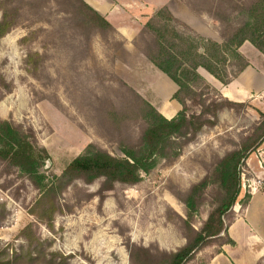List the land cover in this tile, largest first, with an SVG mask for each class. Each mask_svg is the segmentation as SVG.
<instances>
[{
  "label": "rangeland",
  "instance_id": "obj_1",
  "mask_svg": "<svg viewBox=\"0 0 264 264\" xmlns=\"http://www.w3.org/2000/svg\"><path fill=\"white\" fill-rule=\"evenodd\" d=\"M69 1L0 0V20L8 13L16 23L0 37V121L33 130L38 145L50 154L46 170L58 176L91 143L123 157L122 145L138 141L143 125L133 113L137 102L129 88L137 89L121 75L132 76L129 71L136 73L149 60L145 51L154 36L146 25L160 9L174 16L172 24L179 30L222 42L227 29L218 16L236 14L232 7L243 0H106L115 14L114 19L103 15L112 24L106 31L79 26ZM117 22L128 26L129 36ZM34 53L38 57L29 63ZM199 74L203 81L193 87L205 93L202 98L222 96ZM134 82L139 89L149 85ZM137 92L149 102L153 97L150 91L143 90L146 98ZM243 103L223 108L215 125L205 126L176 160H160L141 173L136 185L116 183L102 197L103 179L93 184L76 180L59 197L61 211L52 228L31 213L40 191L16 167L0 161V246L5 257L19 255L14 264H131L129 244L166 251L183 247L187 223L201 229L225 195L210 181L195 192V210L183 199L214 172L219 158L253 136L264 119V104ZM188 106L189 113L202 108L193 102ZM115 110L121 114L118 120ZM263 150L264 144L241 166L238 212L246 196L264 190ZM29 225L27 236L21 235ZM216 241L188 264L205 263L209 252L221 249Z\"/></svg>",
  "mask_w": 264,
  "mask_h": 264
},
{
  "label": "trees",
  "instance_id": "obj_2",
  "mask_svg": "<svg viewBox=\"0 0 264 264\" xmlns=\"http://www.w3.org/2000/svg\"><path fill=\"white\" fill-rule=\"evenodd\" d=\"M69 4L74 6L73 10L82 28L112 30V24L84 0H70ZM232 12L236 14L218 16V20L225 23L227 29L222 42L204 39L199 35L192 36L179 30L172 24L176 19L167 9H160L154 19L147 23L146 27L154 37L147 44L145 54L177 84L173 99L181 104L182 109L168 119L137 91L129 88L131 97L137 102L133 113L141 118L143 127L135 144L122 145L123 157L114 156L91 143L69 163L61 175L50 174L46 170L50 154L47 148L38 145L33 130L24 129L12 121H0V161L16 167L41 193L31 209L33 215L52 228L56 213L61 211L59 197L76 180L93 184L103 179L100 190L102 197L116 183L138 184L142 179L141 173L150 172L160 160H176L183 147L192 142L205 126L215 125V119L223 108L244 105L243 102H235L218 94L216 99L202 98L205 93H198L193 87L197 85L195 83L203 81L198 73L200 67L225 85L238 77L249 65V60L240 51L246 41L264 54V0H243L233 5ZM15 26L16 23L10 20L8 13H4L0 20V37ZM35 56L38 57V54H30L28 62L31 63ZM189 102L198 104L201 110L189 113ZM120 115L117 110L114 111V119L118 120ZM248 138L242 146L219 158L214 172L200 180L183 199L188 209L193 211L196 209L194 197L198 188L204 189L215 181L224 192L220 206L203 223L201 229L196 230L187 223V242L176 251L129 244L131 264H188L215 240L218 247L235 244L228 229L236 219L234 207L242 190L241 166L264 144V119L255 128L254 135ZM250 199L251 195L246 196L241 203L242 208L248 205ZM30 229L31 226H27L21 235L27 236ZM6 255V249L0 246V264H14L19 258L17 254ZM28 255L32 261V254Z\"/></svg>",
  "mask_w": 264,
  "mask_h": 264
},
{
  "label": "crops",
  "instance_id": "obj_3",
  "mask_svg": "<svg viewBox=\"0 0 264 264\" xmlns=\"http://www.w3.org/2000/svg\"><path fill=\"white\" fill-rule=\"evenodd\" d=\"M86 2L100 14L114 19V13L110 10L106 0H86ZM120 26V32L124 36L130 35L127 25ZM220 41L216 37H213ZM130 40V38H128ZM240 51L249 60V65L229 84H223L204 68L199 69L206 80L215 87L223 97L235 102L254 101L264 104V54L252 43L246 41ZM136 73L129 71L132 76H121L144 97L143 90L152 92L150 102L168 119L173 118L182 109L181 104L173 99L177 91V84L151 61H147L142 69L137 68ZM135 79V80H134ZM147 81L148 87L139 89L134 81ZM141 88V87H140ZM260 166L264 171V150L262 151ZM236 219L229 227L228 233L235 244H225L219 251L209 252L206 264H259L264 259V190L254 192L248 205L241 212L234 208ZM201 253V252H200ZM199 255V254H198Z\"/></svg>",
  "mask_w": 264,
  "mask_h": 264
}]
</instances>
